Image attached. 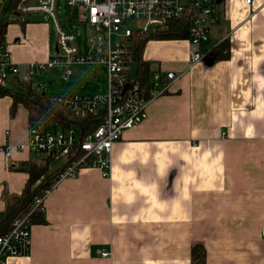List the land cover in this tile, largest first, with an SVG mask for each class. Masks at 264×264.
I'll return each mask as SVG.
<instances>
[{"label": "crops", "instance_id": "1", "mask_svg": "<svg viewBox=\"0 0 264 264\" xmlns=\"http://www.w3.org/2000/svg\"><path fill=\"white\" fill-rule=\"evenodd\" d=\"M8 2L0 0V18ZM219 14L210 49L227 37L226 58L190 67L189 39L145 45L148 76L179 78L149 102L147 119L113 144L109 178L87 168L52 187L44 222L31 225L29 255L6 264H191L194 245L204 247L205 264H264V0H223ZM30 16H16L5 35L21 69L52 55L50 27L41 20L47 17ZM7 80L43 86L31 76ZM11 108V97L0 98V212L4 194H20L28 179L18 166L46 158L18 149L31 125L23 106L13 115ZM64 163L51 159L48 173Z\"/></svg>", "mask_w": 264, "mask_h": 264}, {"label": "built area", "instance_id": "2", "mask_svg": "<svg viewBox=\"0 0 264 264\" xmlns=\"http://www.w3.org/2000/svg\"><path fill=\"white\" fill-rule=\"evenodd\" d=\"M217 1L68 0L69 19L71 12H74L75 21L95 27L102 33L98 31L87 51L80 52L75 46L77 36L65 31L57 19V0H19L16 16L40 13L52 21L56 33V50L46 62L32 63L21 69L11 62L6 47L0 54V85L10 76L24 80L25 76L30 77L33 73L40 74L57 67L62 69V79L68 80L75 66L101 65L107 74V91L104 94L82 96L46 95L51 104L66 108L73 117L85 119L98 116L100 124L82 138H79L76 128L46 132L31 127L27 142L19 145L18 149L46 157L64 158V170L56 183L65 178H74L80 170L87 168L97 169L102 178H109L113 144L121 139L125 131L142 124L148 116L149 102L170 92L179 78L174 72L158 71L149 76L148 89L141 87L135 81L131 63L127 61L132 36L148 35L175 20L189 17L188 63L194 67L204 62L212 44L209 29L221 20V3ZM254 1L244 0V3L250 5ZM129 22L135 24L133 29L128 27ZM226 41L227 37L216 41L213 46L222 45ZM41 87L38 86L39 91L44 92L45 88ZM3 152L6 158L10 157L7 146ZM44 197L35 200V206L41 212ZM31 225L29 216L16 219L8 233L0 237V264H6L8 258L29 255ZM99 255L110 258L111 252L101 250Z\"/></svg>", "mask_w": 264, "mask_h": 264}, {"label": "trees", "instance_id": "3", "mask_svg": "<svg viewBox=\"0 0 264 264\" xmlns=\"http://www.w3.org/2000/svg\"><path fill=\"white\" fill-rule=\"evenodd\" d=\"M19 0H9L7 6L1 13L0 18V54L6 48L5 35L10 24L16 18L15 10ZM10 15V17H6ZM14 18V19H13ZM189 17H183L169 23L165 28L158 29L148 35H133L129 44L127 61L133 67L135 81L143 88L149 87V76L147 62L143 60L145 45L151 40L157 41H185L189 39L190 23ZM226 43V42H225ZM212 47L206 54L204 62H215L228 56L226 44ZM226 51V52H225ZM19 91H11L0 85V98L11 97V115L18 105L23 106L27 112L31 127L47 124L60 129L76 128L79 138L92 132L100 124L98 116H90L85 119L73 117L66 108L51 104L46 95H42L34 88L31 81H18ZM53 157H46L42 161H31L21 164L16 170L27 174L28 179L20 194H4L5 208L0 212V237L10 230L12 223L16 219L29 216L32 224L43 223V212L35 206V200L44 197L55 185L58 177L64 170V166L59 170L48 173L49 161ZM206 251L202 245H194L191 249V264H205Z\"/></svg>", "mask_w": 264, "mask_h": 264}, {"label": "rangeland", "instance_id": "4", "mask_svg": "<svg viewBox=\"0 0 264 264\" xmlns=\"http://www.w3.org/2000/svg\"><path fill=\"white\" fill-rule=\"evenodd\" d=\"M57 19L61 27L77 36L76 47L80 51L87 50L91 40L96 36L94 30L88 25L75 21V13L71 12L70 19L67 17L69 14L68 0H57ZM31 16H24V18ZM47 22L50 27V54L55 52L56 33L52 21L41 18ZM128 27L134 28V23H128ZM222 28V23L220 24ZM99 31V30H98ZM100 34L101 31H99ZM156 67L151 66V69ZM73 75L68 80H63L61 77L62 69L57 67L55 69L40 72V74L33 73L31 76L35 84L43 85L46 95H94L104 94L107 91V74L104 66L101 65H88L78 66L72 68ZM23 75V74H22ZM5 84L8 85L12 91H19L20 86L16 80H7ZM41 198V197H40Z\"/></svg>", "mask_w": 264, "mask_h": 264}, {"label": "water", "instance_id": "5", "mask_svg": "<svg viewBox=\"0 0 264 264\" xmlns=\"http://www.w3.org/2000/svg\"><path fill=\"white\" fill-rule=\"evenodd\" d=\"M223 0H218L217 2L218 3H221ZM55 50H56V48H55ZM42 94L44 95V92H42Z\"/></svg>", "mask_w": 264, "mask_h": 264}]
</instances>
